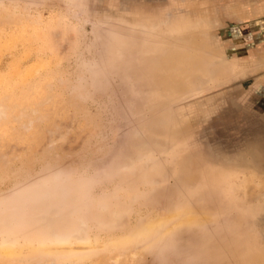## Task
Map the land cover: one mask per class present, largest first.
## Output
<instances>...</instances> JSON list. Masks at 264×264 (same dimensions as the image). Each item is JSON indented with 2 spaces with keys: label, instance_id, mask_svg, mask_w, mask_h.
<instances>
[{
  "label": "rangeland",
  "instance_id": "rangeland-1",
  "mask_svg": "<svg viewBox=\"0 0 264 264\" xmlns=\"http://www.w3.org/2000/svg\"><path fill=\"white\" fill-rule=\"evenodd\" d=\"M231 3L0 0V264H264Z\"/></svg>",
  "mask_w": 264,
  "mask_h": 264
},
{
  "label": "crops",
  "instance_id": "crops-1",
  "mask_svg": "<svg viewBox=\"0 0 264 264\" xmlns=\"http://www.w3.org/2000/svg\"><path fill=\"white\" fill-rule=\"evenodd\" d=\"M223 8L219 9L218 12L226 13L222 16L231 21L230 23H234L226 31V34L230 37L228 39L233 42L244 41L243 44L246 49L247 47L249 48L246 51L247 54L245 53L242 56L243 60L245 59V61L250 63L243 69L244 73L247 74L244 79L250 77L249 80L258 82L255 90L250 92V96L259 93L260 103L264 104V0H233V3L229 4L225 9ZM240 27H242L243 31L236 38L232 35V29H239ZM248 54L250 57L246 59ZM245 97L246 100L249 98L247 95Z\"/></svg>",
  "mask_w": 264,
  "mask_h": 264
}]
</instances>
